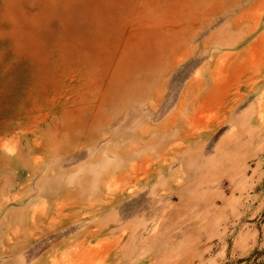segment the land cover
I'll use <instances>...</instances> for the list:
<instances>
[{"label":"rangeland","instance_id":"1","mask_svg":"<svg viewBox=\"0 0 264 264\" xmlns=\"http://www.w3.org/2000/svg\"><path fill=\"white\" fill-rule=\"evenodd\" d=\"M0 264H264V0H0Z\"/></svg>","mask_w":264,"mask_h":264}]
</instances>
